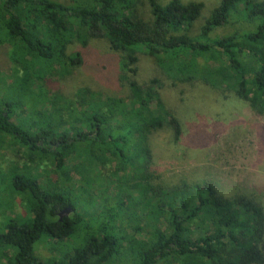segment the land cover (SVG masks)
<instances>
[{"label": "trees", "instance_id": "obj_1", "mask_svg": "<svg viewBox=\"0 0 264 264\" xmlns=\"http://www.w3.org/2000/svg\"><path fill=\"white\" fill-rule=\"evenodd\" d=\"M203 9L181 0H0V46L15 74L0 136L24 158L9 184L29 216L0 235L11 264H264V197L167 183L152 168V137L168 132L175 145L184 132L161 97L165 79L264 116V0H220L197 27ZM94 39L115 57L113 74L98 77L124 95L80 87L35 96L85 66ZM140 54L158 74L143 83ZM23 109L28 117L13 121ZM66 208L73 212L59 219ZM35 246L53 255L42 260Z\"/></svg>", "mask_w": 264, "mask_h": 264}, {"label": "rangeland", "instance_id": "obj_2", "mask_svg": "<svg viewBox=\"0 0 264 264\" xmlns=\"http://www.w3.org/2000/svg\"><path fill=\"white\" fill-rule=\"evenodd\" d=\"M168 1L161 0V3ZM181 1L204 4L198 27L220 0ZM228 31L225 28L218 30L217 34L224 35ZM8 52V47L0 46V104L7 100L4 94L7 95L15 79ZM84 60L86 65L75 69L65 79H51L40 88L33 89L35 96L44 94L50 100L52 98L48 95L58 93L70 97L80 87L115 96L125 94L124 90L115 89L112 83L104 81L106 75L113 74L115 63V57L109 52L105 40H90ZM137 67V79L141 83L158 75L153 61L144 54L139 55ZM98 74L104 76V80ZM164 83L161 97L167 107L176 110L184 132L175 145L170 143L168 132L152 137V168L167 183L174 184L181 179L190 182L208 181L224 194L240 188L264 197V116L253 113L241 100L231 97L223 101L202 86L193 90L181 84L170 86L167 79ZM185 90L181 97L180 92ZM181 98L183 102H180ZM45 107L48 109L46 111L51 108L49 104ZM14 114L13 121L19 122L28 117L29 111L15 110ZM7 142L5 137L0 136V235L11 221L22 222L29 218L25 201L14 194L9 184L12 173L24 168L21 166L24 158L17 154V148H11ZM4 248L0 246V264H11V253L4 251ZM35 249V255L42 260L53 255L45 247L35 246Z\"/></svg>", "mask_w": 264, "mask_h": 264}, {"label": "water", "instance_id": "obj_3", "mask_svg": "<svg viewBox=\"0 0 264 264\" xmlns=\"http://www.w3.org/2000/svg\"><path fill=\"white\" fill-rule=\"evenodd\" d=\"M73 210L71 208H66L62 212L59 213V219L62 217H67L70 213H72Z\"/></svg>", "mask_w": 264, "mask_h": 264}]
</instances>
